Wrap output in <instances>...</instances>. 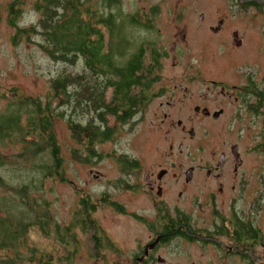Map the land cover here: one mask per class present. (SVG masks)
<instances>
[{
  "label": "flooded vegetation",
  "instance_id": "1",
  "mask_svg": "<svg viewBox=\"0 0 264 264\" xmlns=\"http://www.w3.org/2000/svg\"><path fill=\"white\" fill-rule=\"evenodd\" d=\"M221 2L212 20L197 17L207 32L193 36L210 47L170 63L183 67L181 75L158 82L170 52L151 60L152 47L144 50L142 64L154 68L144 76L148 87H137L135 116L142 124L152 114L148 123L163 132V152L147 164L122 153L91 156L90 184L139 196L143 207L131 216L142 235L132 246L115 237L95 212L127 215V206L109 189L95 191L76 222L58 225L66 264H264V0ZM158 10L142 11V27ZM171 46L174 58L190 52ZM106 158L115 181L98 170Z\"/></svg>",
  "mask_w": 264,
  "mask_h": 264
},
{
  "label": "rangeland",
  "instance_id": "2",
  "mask_svg": "<svg viewBox=\"0 0 264 264\" xmlns=\"http://www.w3.org/2000/svg\"><path fill=\"white\" fill-rule=\"evenodd\" d=\"M34 1L36 0H0V116L9 114L12 101L16 104L28 99L35 104H47L46 96L49 93V80L53 77L55 78L63 70L74 72L83 65L81 63L79 64L80 66L78 65L72 69L64 63L53 61L40 49L39 44L42 43L43 39L39 35H30V37L25 35L26 32L24 33L22 29L33 27L39 20V12L34 10L33 7ZM91 1L89 3L93 10L96 8L100 12L104 11L105 14L109 12V9H105V5L102 3L104 0ZM118 1L119 10L113 7L111 11L117 14L118 11H121V15H126V13L135 15L138 13L141 16L142 11L147 13L150 10L152 11L153 6L159 8V15L154 17L153 30L149 31L139 26L136 28L132 27L133 30L130 32L139 41L144 42L145 47H156L160 52H167V50L170 52L166 58H161L162 60L165 59V64L162 65V69H165V72L162 73V78L158 82H162L164 76L168 77V75H171L177 77L182 74L181 70L183 67L179 66V63L176 64L175 68L171 67L170 63L174 59H178L179 62L183 59L193 60L194 57L190 56L193 54L197 55V49L200 48L199 51H201V48L205 50L207 46L210 47V45L204 44L200 40L196 41L193 34L195 33L194 31L199 32L202 30L201 33L207 32L205 30V22L212 20L210 17H215V9L220 6L223 7V3L221 2L223 0ZM180 5L184 7L182 8ZM11 7L14 13L12 15L9 13ZM200 11L201 13L198 16L197 14ZM178 12L182 14L179 15ZM174 16L182 17V19L175 21ZM201 16L205 19L204 23L201 21L203 20ZM10 20H13V22L11 23ZM18 31H22L20 36H16ZM187 34V41L183 42L180 37ZM174 41L176 42V46L180 47L179 50L185 47L190 48L188 56L180 55L174 58L172 53L174 48L171 46ZM167 58L169 59L168 61L166 60ZM14 89L18 91V96ZM112 90L108 89L106 92L108 99L112 95ZM26 109L22 110L24 114L20 117V124L22 126H24L29 114V111ZM62 112L65 118L55 121L54 132L56 141L60 146L62 167L64 168L61 175L64 176L65 181H61L57 176L54 180L48 178L39 192L29 193V198L32 201L36 200L41 203L43 199L45 206H43V211H38L35 214L30 212L27 215V222L37 220L39 223H42L41 221L45 218V213V220L51 222L50 226L54 230L55 227L58 229V225L62 227L69 224V221L76 222L75 212L81 209L82 203H89L90 195H93L95 191L100 193L105 188L109 189V192L114 195V199L126 204L128 214L119 215L108 208L105 210L97 209L95 217L104 220L105 225L110 228L115 237H118L120 240L124 239V241H127L132 246L131 241H133V237L135 235L141 236L143 233L138 227L139 224L135 221L136 218L131 216L132 212L143 207L139 196L135 191L126 192L120 189L114 193V189L107 185L97 186L89 183V169H91L89 166L91 160L89 145L78 144L72 139L69 131L70 128H68V124L66 123V118L70 117V115L66 110H61L60 113ZM77 113L84 116H81V121L87 120L88 115L85 112L81 113L78 111ZM151 115L150 113L147 117L150 118ZM138 118V116H133L126 124L115 125L114 117H108V125L116 127L115 136L113 141L99 145L96 149L97 153L104 156L119 155L121 153L126 156H141L146 164L155 155L162 153L166 145L164 143L163 132L151 127L148 123L149 118L142 124L139 123ZM19 137L17 138L15 135L14 137L0 139V179L5 183L11 184L10 186L3 185V187H0V216H4L6 211H9L8 208L13 205V201L18 200L17 197L13 196L10 188L27 186L31 178H39L40 175L36 173L37 171L32 174L28 173V167L30 166L34 170L33 167L36 168L47 160L46 156L41 153L40 155H32L31 162L28 159L30 158L28 156L30 147L23 149L22 146L24 144L19 142ZM109 164L111 165V161L108 158L103 159L97 164L98 170L109 176V179L112 181H115L118 174L114 169L115 167L111 168ZM31 175L34 177H31ZM43 175L46 176L45 173ZM22 210L17 207V210L13 211L16 212L13 215H19V211L21 212ZM35 216L38 219H35ZM40 218L41 221H39ZM54 230L49 231L48 235L43 233L39 226L32 225L26 231V242L30 249L31 247L34 248L37 253L35 257H31L32 262L26 261L24 263L62 264L61 261H65L64 256L59 252L60 246L58 245L57 234ZM25 249L27 248L22 247L19 251L23 257L28 256ZM9 255L12 257V252ZM64 261L63 264H66ZM24 263L20 262V264Z\"/></svg>",
  "mask_w": 264,
  "mask_h": 264
},
{
  "label": "trees",
  "instance_id": "3",
  "mask_svg": "<svg viewBox=\"0 0 264 264\" xmlns=\"http://www.w3.org/2000/svg\"><path fill=\"white\" fill-rule=\"evenodd\" d=\"M89 2L92 1L36 0L33 7L39 12V20L33 27L22 29L27 37L39 35L43 39L39 47L53 61L64 63L72 69L81 63L83 65H79L74 72L63 70L49 80L47 104H35L25 98L23 102L16 104L12 101L9 114L0 116V139L20 136L19 142L24 144L23 149L30 147L28 159L31 162L32 155L41 153L47 159L36 168L31 165L34 170L28 167V173L37 171L39 178H31L27 186L10 188L18 200L13 201L4 216H0V264L32 262L31 257H35L37 251L32 247L30 249L26 242V231L32 225L39 226L40 230L48 235L49 231L54 230L50 226L51 222L45 220L46 213L42 221L39 219L42 223L37 220L27 222V215L30 212L35 214L43 211L45 206L43 199L41 203L32 201L29 198L30 192H39L48 178L54 180L57 176L61 181H65L61 175L64 168L60 146L54 132L55 121L65 118L60 111L66 110L70 115L66 118V123L72 139L78 144H88L89 154L93 156L99 145L113 141L115 136L116 127L109 126L107 118L114 117L115 125H123L135 117L137 105L141 103L137 87H148L149 81L144 76L153 74V66L142 64L144 50L148 47L135 35L130 34L133 28L142 26L140 14L121 15V11L114 13L111 8H119L118 0L102 1L105 9H109L106 14L96 8L93 10ZM9 13L14 14L12 7ZM155 13L156 10L153 11V14ZM143 27L149 31L153 30L152 21H148ZM22 31H18L16 36H20ZM159 54L157 48L153 47L148 58L158 59ZM108 89H113L109 99L106 94ZM14 91L18 96V91ZM23 109L29 111L24 126L20 124ZM78 111L88 115L86 121L80 120L81 116H84L77 113ZM3 185L11 184L0 179V187ZM17 207L23 210L14 216L16 212L13 211H16ZM35 219L38 218L35 216ZM54 231L58 237L60 233L56 227ZM22 247L27 248L25 251L28 258L19 252Z\"/></svg>",
  "mask_w": 264,
  "mask_h": 264
}]
</instances>
